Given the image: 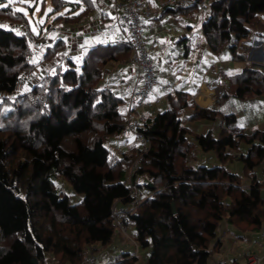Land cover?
<instances>
[{
	"label": "trees",
	"instance_id": "trees-1",
	"mask_svg": "<svg viewBox=\"0 0 264 264\" xmlns=\"http://www.w3.org/2000/svg\"><path fill=\"white\" fill-rule=\"evenodd\" d=\"M52 2L57 11L67 6V0ZM80 3L84 10L57 19L63 25L83 22L95 3ZM194 7L177 5L163 12ZM205 13L201 26L214 52L229 49L234 58L245 60L238 45L253 32L264 44V0H210ZM67 46L57 38L33 60L28 32L0 25V94L14 92L41 62ZM131 55L124 40L99 43L80 60L56 66L32 88L31 95L39 100L21 111V116L29 115L21 128L0 135V264H34V257L47 264L48 254L57 264H81L96 244L113 241V207L131 199L125 178L140 147L119 152L106 144L129 129L124 98L101 83L112 65L130 61ZM228 81L216 104L230 95H264V62L247 63ZM167 101L164 110L137 127L151 140L137 173L145 190L154 194L129 220L137 242L149 253L139 263V256L124 252L111 264H210L222 244L218 229L223 221L241 232L264 225V188L258 179L264 181V130L232 133L228 127L236 126L237 117L229 113L222 114L220 135L211 130L192 135L187 122L215 119V105L191 104L190 93L181 89L169 92ZM70 139L73 146L68 147ZM208 150L220 161L212 168L198 162L199 153ZM234 158L243 162L244 176L227 166ZM245 177L256 183L244 188ZM59 178L83 194L79 202L58 190Z\"/></svg>",
	"mask_w": 264,
	"mask_h": 264
},
{
	"label": "crops",
	"instance_id": "crops-1",
	"mask_svg": "<svg viewBox=\"0 0 264 264\" xmlns=\"http://www.w3.org/2000/svg\"><path fill=\"white\" fill-rule=\"evenodd\" d=\"M160 1L154 0V3L150 6L155 8ZM82 6V8L79 6L80 10L74 11V14L84 10V4ZM116 12V0H95L93 11L85 17L83 22L63 28L65 30L59 33L61 36H58V38H64L68 45V50L60 54L63 59L69 60L65 64L66 66L70 64L71 58L76 61L80 60L86 47L90 48L99 43L125 41V36L117 23ZM205 12L206 10L199 13L195 7L190 9L189 12H162L156 18L157 25L155 28L145 27L148 42L158 39V46L154 51L158 81L154 86V90L156 89L157 91L160 88V95H155L154 93L153 95L156 98L161 97V100L153 106L137 108L138 112L144 114V118L154 116L159 112V106H168L167 95L176 89L188 91L191 104L213 106L227 90L228 75L239 72L247 63L254 66L263 64L264 44L263 40L255 32L239 42L238 52L247 54L245 60L234 58L229 49H224L220 53L214 52L207 43L201 26ZM194 25L201 29L202 34H196ZM119 29L123 35L120 34ZM53 40L54 38L45 40V43L42 44L43 48L45 49L47 44ZM174 58L177 59L178 65L182 67L180 73H175L171 70L172 59ZM59 59L60 62L63 61V59ZM45 63H41L36 67L39 74L43 75L48 69L43 66ZM137 81V74L130 61H128L112 65L101 84L111 87L124 98V110L127 113L131 102L132 89L136 86ZM165 84H169L171 88L165 90L163 87ZM161 102L162 104H160ZM253 120L252 118L251 123L253 124L251 127L253 131L256 130V126L262 127L264 130V122L259 120H254L253 122ZM197 122L201 123L205 130L209 128L208 122ZM222 122L224 123V120ZM234 124L242 128V123H239L238 120ZM111 140L119 152L129 150L132 146H141L140 137L129 130L119 136H115ZM198 162L206 164L205 159H201L200 155ZM258 179L260 183L264 182L262 178L259 177ZM247 180L249 179H246V182L243 181L242 186L249 183ZM115 204L117 207H121L125 203L118 200ZM129 227L132 228L131 233L129 232ZM231 227L232 229L230 228L229 231H232V235H235L237 247L234 249L228 248L226 251L223 250L226 233L221 228L218 231V238L222 244L220 249L213 253L210 264H223L229 257H234L239 261H246V253L249 251L258 254L262 258L261 264H264V241L258 237L260 229L241 232L232 224ZM128 232L135 236V225L131 220L128 221ZM231 239L233 240V236L229 238V240ZM90 252L96 254L97 264H106L122 259L124 252L134 254L135 247L131 241L130 243L127 242L124 234L117 230L111 243L106 245L96 244L94 249H90ZM148 253L149 248H142L139 245L137 256L142 254L146 258ZM47 264H57L56 259L51 254L47 256Z\"/></svg>",
	"mask_w": 264,
	"mask_h": 264
},
{
	"label": "rangeland",
	"instance_id": "rangeland-1",
	"mask_svg": "<svg viewBox=\"0 0 264 264\" xmlns=\"http://www.w3.org/2000/svg\"><path fill=\"white\" fill-rule=\"evenodd\" d=\"M148 2L151 5L154 3V0H148ZM206 2L207 4H209L210 0H206ZM3 4H9V7H0V25L7 27L12 26L14 28L22 29V31L26 30V32H28L31 48L35 49L32 58L33 60H36L39 57H41L44 50L42 44L45 43L44 42L45 40H48L49 38H54V40H56L58 36H61L59 33L65 30L63 28L71 26V24L63 25L61 23L62 20L57 19V16L61 14L72 15L74 14V11H78L80 10V7L81 8L83 7L82 6L83 3H80V0H67V6L64 9L58 11L54 7V3L52 2V0H0V5ZM29 4H31L32 6L30 7ZM37 7L39 8V11H36ZM49 9L51 10L49 11ZM25 12L27 13L26 15L24 14ZM41 20L43 21L42 23L40 22ZM27 26L29 27V31L27 29ZM194 27L196 28V34H202L201 29L197 25H194ZM119 32L120 34H122L120 29ZM257 36L261 38L260 35ZM87 49L88 48L86 47L84 50L86 51ZM66 50H68V46L64 48L63 51L61 52H65ZM61 52H59L57 56L54 57V59L46 61V63L43 66L48 69L45 71L43 75L39 74V72L35 68L33 72L29 74L28 78L17 86L14 92L0 94V135L1 136L6 137L9 134H12L13 128L16 127L21 128L22 123L25 122V119L29 117V115H25V114L21 116L20 113L22 110L25 112V110L28 107H34L36 101L39 100L33 98V96L31 95L32 88L34 87V85L36 86L37 84L42 82L43 77L48 73L54 72L56 66H66L65 64L69 62L68 59L65 60L63 59V56H60ZM59 58L63 59V61L60 62ZM41 63L43 64L44 62ZM172 63L173 65L171 70H173L175 73L178 72L180 73L182 67L178 65L177 59L175 58L172 59ZM256 66H260V64ZM159 89L160 88H158L157 91L156 89L153 90L154 92H152L151 99L156 98L154 97L153 93L155 95L157 94L160 95ZM258 97H256L255 100L254 98L242 99L236 95H230L224 98L220 104H215L214 106V109L218 111L217 117L212 120L209 119L203 120V122L209 123L208 129L205 130L203 128L204 126L203 125L201 126V123L197 121L187 122L188 126L191 129L192 135H194L195 132L202 133L208 130H211L215 136L220 135L221 122L224 120L222 118V114H229V113H233L236 115L238 122L242 123L241 127L244 129L245 133L249 134L253 132L251 127L253 124L251 123L252 118L256 121L259 120L264 122L263 121L264 95ZM160 104H162V102ZM166 107L159 106V111L164 110ZM31 114H32L31 116H33L34 111H32ZM144 119L146 118H143L141 121H143ZM255 129H262V127L256 126ZM106 144L110 148L116 151L117 147L112 142V140H106ZM66 146L68 147L73 146L71 139L66 142ZM242 150H244V152L247 151L246 143H243L241 151ZM230 151L236 152L235 150H231V149ZM199 155L201 159H205L206 164L210 168L220 163L213 150L201 151ZM227 166L233 172H239L241 175L243 176L245 175L244 164L240 159L234 158L230 160L227 163ZM243 179H244L243 181L246 182L247 178L245 177ZM247 181L251 182L252 184L256 183V181L253 179H249ZM56 185L58 190L65 191L70 196L73 202H79L83 197V194L75 191L72 185L64 178L57 179ZM260 187L264 188V182L260 184ZM221 228L222 230L224 229V233H226V236L224 237L225 241H224L223 250L226 251V249L228 248H232V249L236 248L237 242L235 239V235H232L233 234L231 233L232 231L231 232L229 231L230 228L232 229L231 223L223 221L219 225L218 231H220ZM129 232L130 233L132 232L131 227H129ZM231 236H233V240L232 239L229 240ZM126 240L128 243H130L128 237H126ZM143 260L144 257L141 254V256H139V263H142Z\"/></svg>",
	"mask_w": 264,
	"mask_h": 264
},
{
	"label": "built area",
	"instance_id": "built-area-1",
	"mask_svg": "<svg viewBox=\"0 0 264 264\" xmlns=\"http://www.w3.org/2000/svg\"><path fill=\"white\" fill-rule=\"evenodd\" d=\"M117 12L116 18L119 28L122 30L125 41L132 49L130 63L133 66L138 81L136 86L132 89L131 102L127 110L128 129L130 132L140 137L141 146L138 156L128 170L125 182L129 184L131 191V199L117 207H113V217L117 230L129 238L135 247L134 255L139 252V243L134 235L128 232V221L130 215L135 213L140 205L148 197H151L154 192H148L141 184V176L137 173V169L142 161L145 153L149 150L151 140L149 137L143 135L138 131L137 127L144 114L137 111V108H145L146 106H153L160 102L161 97L152 98L151 95L154 86L157 83V71L155 67L156 57L155 49L158 46V39L150 42L146 39L145 27L155 28L156 18L167 8L173 6L190 7L196 5L197 11L203 12L207 8L206 0H161L158 6L152 8L148 0H116ZM165 90H169L171 86L165 84ZM229 131L232 133H239L241 128L238 126H229ZM251 182L243 185L244 188H250ZM258 237L264 241V226L258 231ZM246 261H239L234 257H229L223 264H261V257L252 252L246 253ZM81 264H97V256L94 252L87 253ZM111 264V263H106Z\"/></svg>",
	"mask_w": 264,
	"mask_h": 264
},
{
	"label": "snow or ice",
	"instance_id": "snow-or-ice-1",
	"mask_svg": "<svg viewBox=\"0 0 264 264\" xmlns=\"http://www.w3.org/2000/svg\"><path fill=\"white\" fill-rule=\"evenodd\" d=\"M93 2H95V0H93ZM29 6L31 7L32 5L31 4H29ZM0 7H9V4H3V5H0ZM51 9H49V11H50ZM36 11H39V8L37 7L36 8ZM25 15L27 14L26 12L24 13ZM78 14V13H77ZM41 23L43 22L42 20L40 21Z\"/></svg>",
	"mask_w": 264,
	"mask_h": 264
},
{
	"label": "water",
	"instance_id": "water-1",
	"mask_svg": "<svg viewBox=\"0 0 264 264\" xmlns=\"http://www.w3.org/2000/svg\"><path fill=\"white\" fill-rule=\"evenodd\" d=\"M32 261H33L34 264H39V261H38V259L36 257H34Z\"/></svg>",
	"mask_w": 264,
	"mask_h": 264
}]
</instances>
